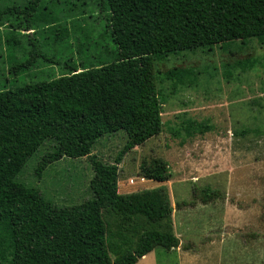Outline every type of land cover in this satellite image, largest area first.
Returning <instances> with one entry per match:
<instances>
[{
    "label": "rangeland",
    "instance_id": "obj_1",
    "mask_svg": "<svg viewBox=\"0 0 264 264\" xmlns=\"http://www.w3.org/2000/svg\"><path fill=\"white\" fill-rule=\"evenodd\" d=\"M27 2L0 0V9ZM48 7L56 16L60 42L50 30L55 24L18 36L12 30L16 15L0 22V91L53 79L63 98L72 102L94 99L112 109L136 106L152 92L161 103L162 131L125 155L118 170V194L165 188L180 247L175 252L157 248L137 264H264V47L251 39L168 54L162 61L144 57L118 62L102 31L106 13L94 0H50ZM9 35L18 40V47H8ZM33 39L56 64L40 58L24 72L10 74L12 65L29 57ZM65 63L75 71L65 70ZM172 69L185 71L175 89L166 79ZM186 121L211 130L174 137L173 131ZM125 142L123 132L103 137L92 156L111 165ZM53 149L49 140L0 124V189L36 188L57 207L90 200L93 172L86 158H63L37 178L39 161ZM154 163L165 167L167 182L144 178L143 170H151ZM205 188L216 193L206 204L201 200ZM115 219L104 214L107 243L118 242L115 234L134 243L136 236Z\"/></svg>",
    "mask_w": 264,
    "mask_h": 264
},
{
    "label": "trees",
    "instance_id": "obj_2",
    "mask_svg": "<svg viewBox=\"0 0 264 264\" xmlns=\"http://www.w3.org/2000/svg\"><path fill=\"white\" fill-rule=\"evenodd\" d=\"M50 0H28L23 6L0 9V22L16 15L12 30L18 36L41 27L50 28L61 41L57 19L48 7ZM106 13L102 31L111 43L118 62L152 57L162 61L168 54L227 45L256 39L264 47V0H94ZM11 35V34H10ZM6 37L10 48L19 46ZM13 37V36H12ZM28 58L12 65L10 74H20L42 58L36 39ZM75 71L74 65L64 64ZM185 71L172 69L166 79L173 89L181 84ZM161 103L155 93H145L139 104L105 109L91 99L72 102L62 96L56 80L40 81L0 91V124L29 137H42L54 144L38 163V179L46 168L63 158L89 160L93 178L91 199L73 207L46 202L36 188L4 186L0 189V264H137L156 248L177 249L180 241L172 232V207L165 188L122 196L118 194V170L125 155L162 131ZM191 121L173 131L186 138L210 131ZM123 132L126 142L111 165L92 156L99 139ZM144 178L164 183V166L153 164L143 170ZM216 198L208 188L201 191L204 204ZM104 214L113 215L120 228L136 236L115 234L118 242L107 243ZM135 223V224H134ZM140 224V226L138 225ZM143 224V225H141ZM144 225L146 228H144ZM144 228L140 230V228ZM115 257L111 260L110 255Z\"/></svg>",
    "mask_w": 264,
    "mask_h": 264
},
{
    "label": "crops",
    "instance_id": "obj_3",
    "mask_svg": "<svg viewBox=\"0 0 264 264\" xmlns=\"http://www.w3.org/2000/svg\"><path fill=\"white\" fill-rule=\"evenodd\" d=\"M172 222V221H171ZM172 232H173V234H174V236L178 239V235L176 234V228H175V225H174V223L172 222ZM179 241H180V239H179ZM157 249V248H156ZM162 249V248H161ZM163 250H165V249H163ZM174 250H177V249H172V250H170V252L172 251V252H175ZM166 252H168L167 250H165ZM146 257V256H145ZM145 257H143L142 259H140L139 261H142Z\"/></svg>",
    "mask_w": 264,
    "mask_h": 264
}]
</instances>
